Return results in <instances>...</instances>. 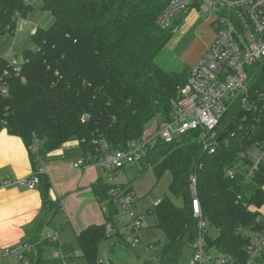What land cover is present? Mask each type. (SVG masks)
<instances>
[{
	"label": "trees",
	"instance_id": "obj_1",
	"mask_svg": "<svg viewBox=\"0 0 264 264\" xmlns=\"http://www.w3.org/2000/svg\"><path fill=\"white\" fill-rule=\"evenodd\" d=\"M29 1L0 0V38L31 12ZM169 1L40 0V9L49 13L52 24L31 35V48L22 52L26 62L20 76L11 74L8 96H0V131L21 139L33 172L38 168L37 156L44 159L68 141H78L82 154L96 163L100 140L109 150H123L128 143L142 140L153 121H171L172 101L189 69L166 71L155 62L172 33L156 25ZM184 16L173 26L179 27ZM6 68L7 60L0 57V74ZM249 88L251 94L262 95L260 112L230 106L219 120L217 136L230 122L233 127L213 154L202 150L198 131L167 141L156 138L145 146L140 171L151 170L157 180L169 172V194L182 201L176 206L166 196L146 211L165 240L154 244L158 264H180L183 251L199 233L189 194L191 176L207 224L206 251L225 258L223 264H245L249 233L255 219L262 218L264 165L250 174L251 160L240 158L239 152L264 138V70L250 77ZM33 145L36 154L29 150ZM235 164L244 168L229 179L225 169ZM39 180L46 199L47 180L43 175ZM96 185L95 195L104 203L108 186L102 181ZM45 202V213L30 230L34 239L25 231L27 243L38 242L35 252L27 256L28 264H49L42 257L44 249L56 245L40 240L41 228L56 208ZM117 215V209L108 205L103 224L77 235L80 257L87 264H98L100 244L112 237H106L105 224H113Z\"/></svg>",
	"mask_w": 264,
	"mask_h": 264
},
{
	"label": "built area",
	"instance_id": "obj_2",
	"mask_svg": "<svg viewBox=\"0 0 264 264\" xmlns=\"http://www.w3.org/2000/svg\"><path fill=\"white\" fill-rule=\"evenodd\" d=\"M194 8L211 15L215 38L203 56L189 69L183 87L178 88L176 98L172 101L171 121H153L142 140L128 143L123 150H109L103 140H100L101 153L95 163L105 172L108 186L106 201L101 206L102 212L106 213L107 206L113 205L117 211L127 216L129 222L126 225L122 223L127 234L126 245L129 248L141 245L146 253L153 248L152 245L144 243L140 234L143 218L134 213L138 200L119 183L120 170L128 164H138L145 146L153 143L156 138L167 141L189 131H198L202 150L213 154L218 143L216 128L221 116L230 106L234 105L253 114L259 113L262 107V95L251 94L249 79L261 69L264 70V0H170L157 17L156 25L162 30L170 29L173 33L178 28L173 26V22ZM22 23L21 19L17 21L16 30ZM25 62L22 55L18 60L11 49L7 68L0 74L1 97L8 96V77L11 74L19 77ZM21 81H24V78H21ZM246 119L247 116L244 115L243 120ZM29 150L36 154V145L31 146ZM239 157L251 160L250 174L257 171L260 165H264V138L247 148H242ZM36 160L37 170L28 178L19 179L16 185L28 190H33L39 185V177L44 175L45 169L43 159L37 156ZM243 168L244 166L235 164L225 169V176L232 179ZM189 181L192 214L198 221L199 233L190 245L191 255L187 264H223L225 258L206 251L207 224L197 200L195 177L191 176ZM9 186L11 184L8 182L0 183V187ZM255 221L256 226L249 233L245 247V264H264V217H258ZM115 232L114 224H105L106 237H111ZM40 240L59 245L56 233L43 234ZM37 244L38 242H26L7 249L0 257V263L12 259L18 264H28L27 256L35 252ZM72 257L71 252L58 248L54 259L61 264H67ZM148 263L151 264V258ZM98 264L106 263L99 260Z\"/></svg>",
	"mask_w": 264,
	"mask_h": 264
},
{
	"label": "crops",
	"instance_id": "obj_3",
	"mask_svg": "<svg viewBox=\"0 0 264 264\" xmlns=\"http://www.w3.org/2000/svg\"><path fill=\"white\" fill-rule=\"evenodd\" d=\"M29 2L33 6L32 10L15 32L18 33L20 43L25 35L30 39L37 28L46 29L52 24L49 13L40 9V0ZM184 15L177 28L176 41L185 48L180 57L188 70L209 48L215 34L206 31L202 33L201 29L196 27V21L200 18L196 8ZM198 33H201L200 38L195 35ZM10 53L11 49L9 55ZM0 57L5 60L10 58ZM42 164L45 169L43 176L49 185L46 199L38 186L28 190L16 185L19 179L28 178L33 173L29 153L20 138L9 135L4 129L0 131V183L11 184L9 187H0V257L7 249L28 242L25 231H29L28 235L34 239L30 230L33 223L41 219L45 213L47 208L45 200L50 202V207L55 205L56 208L52 209V216L42 226L40 236L56 233L59 245L46 246L42 257L47 249H51L54 262H59L54 259L58 248L73 255V247L77 246V235L89 226L104 223V213L101 210L103 203L97 199L95 189L99 181L106 184V174L95 163L90 162L89 156L82 154L78 141L64 143L57 150L47 154ZM75 165L78 167H74ZM147 210L143 212V216H147ZM113 236L117 237L121 244L124 242L126 245L123 234L116 230ZM73 258L74 256L68 260V264Z\"/></svg>",
	"mask_w": 264,
	"mask_h": 264
},
{
	"label": "rangeland",
	"instance_id": "obj_4",
	"mask_svg": "<svg viewBox=\"0 0 264 264\" xmlns=\"http://www.w3.org/2000/svg\"><path fill=\"white\" fill-rule=\"evenodd\" d=\"M34 9L36 10V8ZM39 10L40 9L38 7L37 11L39 12ZM199 14L200 18L196 21V27H199L202 33L206 31L207 33L214 34V31L211 27V15L209 13L204 14L201 12H199ZM31 18L33 19L34 17L31 16ZM19 19L24 20L22 18ZM15 32L16 27L14 26L10 34H5L0 38V56H11V53L9 55V50L12 49L16 54L17 59L20 60L22 52L31 48L32 44L29 36L27 35H25V37L22 39V42L20 43L18 33L15 34ZM177 32L178 30L170 34L171 37L168 43L155 59L156 64L166 71L179 72L183 68H185V65L182 64V60L180 57L185 48H183L181 44L177 43ZM14 35L15 38L13 39ZM195 35H198L199 38L201 37V33ZM195 35L192 36L195 37ZM170 180L171 176L169 172H165L157 180L151 170L144 172L140 171V166L138 164H128L120 170V177L118 180L119 183L124 188L130 187V191L133 192V194L135 195V199L138 200V204H136V207L134 208V213L136 215H141V217L143 218L142 229L140 233L141 237L144 243L152 245L153 249L148 251L147 254L144 251L143 246L138 245L135 248H129L127 245H125L124 242L123 244H121L119 239L113 236L112 239L104 241L100 244L99 253L102 263L108 264L109 262H111L114 264H150L148 263V260L149 258H151V264H158L157 260L154 258V253L156 250V246L154 244H157L158 242L164 243L165 240L161 231L156 227L155 218L153 216L142 215L145 210L151 208L155 203H158L163 197L166 196L174 205H182V201L180 198L173 197L169 194L168 185ZM260 215L264 217V205L260 208ZM128 222V217L121 214V212L119 211L117 217L113 220V224L116 230L123 234L125 240L127 234L124 231L125 229L122 226V223L126 225ZM190 255L191 251L189 247L183 251L180 258V264H187ZM73 256L74 258L71 262H69V264H87L86 261L80 257V251L77 246L73 247ZM43 258L49 264H59V262L52 261L51 249L46 250ZM0 264L18 263L12 259H9L2 261Z\"/></svg>",
	"mask_w": 264,
	"mask_h": 264
},
{
	"label": "water",
	"instance_id": "obj_5",
	"mask_svg": "<svg viewBox=\"0 0 264 264\" xmlns=\"http://www.w3.org/2000/svg\"><path fill=\"white\" fill-rule=\"evenodd\" d=\"M232 127H233V123L230 122V123H229V124L223 129V131L219 134V136H218V138H217V141H221V140L226 136V134H227L228 132L231 131ZM48 187H49V185H48V184H45V185L43 186V189H44V190H47Z\"/></svg>",
	"mask_w": 264,
	"mask_h": 264
}]
</instances>
